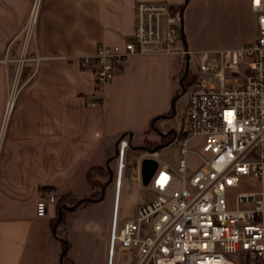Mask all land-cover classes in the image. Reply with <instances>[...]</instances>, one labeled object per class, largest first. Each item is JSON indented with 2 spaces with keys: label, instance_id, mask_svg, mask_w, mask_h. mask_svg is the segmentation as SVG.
Listing matches in <instances>:
<instances>
[{
  "label": "crops",
  "instance_id": "crops-1",
  "mask_svg": "<svg viewBox=\"0 0 264 264\" xmlns=\"http://www.w3.org/2000/svg\"><path fill=\"white\" fill-rule=\"evenodd\" d=\"M160 1L181 9L179 47L235 48L256 39L251 0H40L35 36L25 45L20 32L33 0H0V264H63L65 241L70 264H107L118 141L127 136L131 145L170 111L185 62L132 56L98 94L79 58L100 44L122 47L136 4ZM50 188L67 196L61 223L56 203L44 217L35 212L39 193ZM123 197L121 185L118 226L146 202L138 184ZM136 260L135 250L116 242L112 264Z\"/></svg>",
  "mask_w": 264,
  "mask_h": 264
},
{
  "label": "built area",
  "instance_id": "built-area-1",
  "mask_svg": "<svg viewBox=\"0 0 264 264\" xmlns=\"http://www.w3.org/2000/svg\"><path fill=\"white\" fill-rule=\"evenodd\" d=\"M39 4L33 0L20 32L25 45L35 36ZM250 4L257 16L256 39L235 48L179 47L173 26L181 24V9L163 1L139 2L131 38L122 47L100 44L95 53L79 58L92 72L98 94L135 55L180 56L187 65L195 59L199 69L188 85L186 128L175 135L176 164H158L145 186L152 198L122 226L117 201L129 141H118L107 264L117 241L122 249L135 250V264H238V258L241 264H264V0ZM196 137L202 138L198 151L189 146ZM144 154L154 159L159 153ZM245 177L258 178L260 190L237 193L229 208L226 190ZM60 195L54 188L41 191L36 215L44 217Z\"/></svg>",
  "mask_w": 264,
  "mask_h": 264
},
{
  "label": "rangeland",
  "instance_id": "rangeland-1",
  "mask_svg": "<svg viewBox=\"0 0 264 264\" xmlns=\"http://www.w3.org/2000/svg\"><path fill=\"white\" fill-rule=\"evenodd\" d=\"M173 28L179 32V25H174ZM185 69V63H184ZM190 73H198L199 69L195 59H192L188 64V68ZM177 92L175 96L174 105H170V111L172 112V116L169 118H165L158 123V127L156 130H151V132L147 135V137L151 140L157 141L156 151H158V155L154 158L158 164L166 163L171 168H173L176 164V156L178 152V140L177 138L172 139L169 143L164 144L161 139V134H167L171 130L180 131L186 128L185 123V112L187 107L188 100V92L189 87L187 85L186 90H183L182 86L177 84ZM128 140L129 137L125 136ZM145 135L135 134L132 138L131 145L126 150V168L123 172V180H122V199L121 203H123V196L125 194L129 195L133 193L136 185L140 188L141 197L145 198L146 201H149L152 198V193L147 187H144L141 183L140 178V161L145 157L146 151H152V149L145 148L143 144V139ZM202 138L196 137L190 141V148L198 151L200 149V142ZM116 161V160H115ZM191 162V158H190ZM192 163V162H191ZM196 163H192V166H195ZM113 175H115L116 166L113 163L112 165ZM133 170L135 180L133 179ZM109 184H113L114 182H108ZM260 190V181L256 177H245L242 178L241 182L237 187L229 188L226 190L227 197V205L228 207H234V198L239 192H247V191H258ZM108 191V190H107ZM125 193V194H124ZM237 263L241 264L239 258L237 259Z\"/></svg>",
  "mask_w": 264,
  "mask_h": 264
},
{
  "label": "trees",
  "instance_id": "trees-1",
  "mask_svg": "<svg viewBox=\"0 0 264 264\" xmlns=\"http://www.w3.org/2000/svg\"><path fill=\"white\" fill-rule=\"evenodd\" d=\"M194 78H195V76L192 73H190L188 69L187 70L186 69L183 70V72H182V74L180 76L181 86H182L183 90L186 89L187 85L192 83ZM174 101H175V99L173 100L172 105H174ZM171 116H172V112L169 111L166 114L157 116V117L152 119L149 129L144 134L145 137L143 139V144H144L145 148L152 149V151H156V147L158 146L157 145V141L149 139L147 137V135L151 132V130H156L157 129L158 123L160 121H162L165 118H169ZM176 134H177V132L175 130H171L167 134H161V139L163 140L164 144H167L172 139L175 138ZM91 184L92 185H97L98 184V185L102 186L103 182H97V181L95 182V181L91 180ZM97 195H99V194H97ZM67 203H68L67 196L61 194L59 200L56 202V204L58 206V210H59L58 217H57V219L59 220V223H61L65 213L69 210V208L66 206ZM73 203H75V202H73ZM67 248H68V243H67V241H65V242H63V255H62V263L63 264H70L69 260L67 258Z\"/></svg>",
  "mask_w": 264,
  "mask_h": 264
},
{
  "label": "water",
  "instance_id": "water-1",
  "mask_svg": "<svg viewBox=\"0 0 264 264\" xmlns=\"http://www.w3.org/2000/svg\"><path fill=\"white\" fill-rule=\"evenodd\" d=\"M188 65L187 63L185 64V69L187 70ZM116 154H117V149H116ZM115 154V156H116ZM158 166V163L156 162L155 159L151 158H144L141 160L140 163V178H141V183L145 187L148 185L151 176L155 172L156 168ZM111 177H112V172L110 171Z\"/></svg>",
  "mask_w": 264,
  "mask_h": 264
}]
</instances>
